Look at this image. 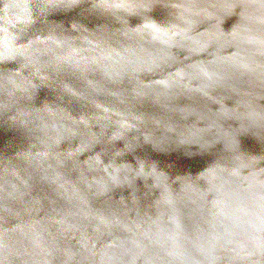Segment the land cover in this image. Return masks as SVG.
<instances>
[{"label": "water", "instance_id": "95a60500", "mask_svg": "<svg viewBox=\"0 0 264 264\" xmlns=\"http://www.w3.org/2000/svg\"><path fill=\"white\" fill-rule=\"evenodd\" d=\"M0 264H264V0H0Z\"/></svg>", "mask_w": 264, "mask_h": 264}]
</instances>
